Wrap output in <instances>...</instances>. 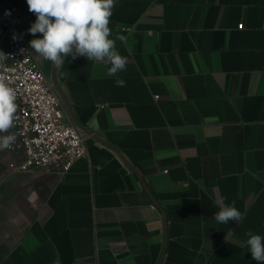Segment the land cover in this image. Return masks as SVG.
Instances as JSON below:
<instances>
[{
	"label": "crops",
	"instance_id": "crops-1",
	"mask_svg": "<svg viewBox=\"0 0 264 264\" xmlns=\"http://www.w3.org/2000/svg\"><path fill=\"white\" fill-rule=\"evenodd\" d=\"M35 20L27 5L28 42ZM109 27L117 77L39 56L88 153L64 174L5 163L0 264H258L245 233L264 242V0H115ZM221 197L239 223L215 221Z\"/></svg>",
	"mask_w": 264,
	"mask_h": 264
},
{
	"label": "built area",
	"instance_id": "built-area-1",
	"mask_svg": "<svg viewBox=\"0 0 264 264\" xmlns=\"http://www.w3.org/2000/svg\"><path fill=\"white\" fill-rule=\"evenodd\" d=\"M26 9V2H13L0 11V51L11 56L0 59V76L16 91L18 106L9 130L16 140L7 148V165L12 173L43 169L64 174L87 155L85 135L67 120L61 95L29 45Z\"/></svg>",
	"mask_w": 264,
	"mask_h": 264
},
{
	"label": "clouds",
	"instance_id": "clouds-1",
	"mask_svg": "<svg viewBox=\"0 0 264 264\" xmlns=\"http://www.w3.org/2000/svg\"><path fill=\"white\" fill-rule=\"evenodd\" d=\"M28 10L34 13L36 20L27 30L31 35L42 34V38L29 41L31 49L45 60L56 66L65 63L68 56L75 60L86 57L88 61L104 62L111 65L109 77H117L125 70L127 58L119 54L116 40L123 41L124 36L117 35L115 39L109 27L113 14L115 0H26ZM8 14V13H6ZM13 39L17 36L14 34ZM11 57L0 51V59ZM119 87L125 86V81L117 78ZM16 91L0 76V133H9L14 127L17 112ZM16 140L14 134L0 135V150L9 148ZM220 199L219 211L214 214L216 222L228 224L230 221L240 222L244 218L235 206ZM246 243L252 259L258 264H264V242L261 235L252 231L245 233Z\"/></svg>",
	"mask_w": 264,
	"mask_h": 264
},
{
	"label": "rangeland",
	"instance_id": "rangeland-1",
	"mask_svg": "<svg viewBox=\"0 0 264 264\" xmlns=\"http://www.w3.org/2000/svg\"><path fill=\"white\" fill-rule=\"evenodd\" d=\"M23 3L26 2V0H0V11L2 7L7 3ZM9 133H0V135H7ZM8 159V152L7 149L0 150V173L5 170V163H7Z\"/></svg>",
	"mask_w": 264,
	"mask_h": 264
}]
</instances>
